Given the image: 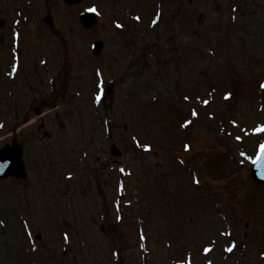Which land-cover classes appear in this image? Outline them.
<instances>
[{
  "label": "rangeland",
  "instance_id": "374dc122",
  "mask_svg": "<svg viewBox=\"0 0 264 264\" xmlns=\"http://www.w3.org/2000/svg\"><path fill=\"white\" fill-rule=\"evenodd\" d=\"M27 1L35 18L20 29L21 43L40 54L47 48L44 42H51L53 52L67 62V78L36 89L20 79V94L33 93L30 100L7 107L0 99L7 108L18 107L21 117L13 123L27 121L21 133L9 137L1 132L23 143L25 179L0 181V264H31L26 243H35L37 264H254L253 257L255 264H264V186L243 180L240 174L249 179V173L239 168L257 155L262 144L257 138H264L257 134L261 126L254 128L264 123V92L258 93L264 59L257 74L251 71L253 57L264 54V0H235L242 13L235 23L229 20L232 0H83L75 7L60 0ZM6 3L0 0V11ZM83 8L96 9V26L84 30L79 25ZM138 13L150 17L138 24L130 18ZM10 22L4 21L1 34L10 33ZM97 40L102 51L94 56L90 48ZM223 41L228 43L229 82L222 90L231 92L234 84L237 99L242 97L227 118L245 114L242 134L221 119L205 85L191 78L194 49L212 45L210 67L222 56ZM8 45L5 40L0 46L4 57ZM152 52L161 64L166 58L162 65L175 73H158L154 59L146 63ZM230 58L244 76L249 71L247 80L234 76ZM57 65L55 70L59 59ZM211 70L201 74L207 81ZM53 73L48 70L50 79ZM3 86L0 79V93ZM80 104H85L86 118H76ZM35 109L42 115L35 117ZM182 117L189 118L192 136L178 131ZM187 141L191 148L182 147ZM112 144L120 151L118 158L109 155ZM221 165L227 166L226 178H219ZM237 190L241 209L230 202ZM126 216L132 220H125L128 228ZM62 221L72 240L65 255L55 247ZM133 227L140 228L139 235ZM235 239L245 253L237 246L227 252ZM112 248L120 250V261L112 257Z\"/></svg>",
  "mask_w": 264,
  "mask_h": 264
},
{
  "label": "snow or ice",
  "instance_id": "6c2138e0",
  "mask_svg": "<svg viewBox=\"0 0 264 264\" xmlns=\"http://www.w3.org/2000/svg\"><path fill=\"white\" fill-rule=\"evenodd\" d=\"M91 11H96L95 8L91 9ZM136 19H139V17H136ZM117 27H122V25L120 24H117ZM231 94H228L225 98H229ZM187 99V97H186ZM97 100H99V97H97ZM209 103L208 101H205V104ZM192 115L196 116L198 115V113L193 110L192 111ZM190 123V121L188 122ZM257 131H264V125H262L259 129H257ZM237 139H241V137H237ZM187 147V146H186ZM242 156H244L245 154L244 153H241ZM252 163L254 165H258L261 169H264V144H261L260 145V152H259V155L257 156L256 159L252 160ZM5 165L3 164H0V167H4ZM261 174H264V173H261ZM205 251H208L207 249ZM228 252H232L233 251V247H229L227 249ZM208 264H211V261L208 262Z\"/></svg>",
  "mask_w": 264,
  "mask_h": 264
},
{
  "label": "water",
  "instance_id": "95a60500",
  "mask_svg": "<svg viewBox=\"0 0 264 264\" xmlns=\"http://www.w3.org/2000/svg\"><path fill=\"white\" fill-rule=\"evenodd\" d=\"M92 23H94V18L93 17H91L89 22H87L85 24H87L89 26ZM99 49H100V47L98 46V50ZM9 160L11 161V165H18V152L16 151L15 154H11V157L8 158V161ZM258 169H260V167L258 165H253V171H256ZM9 171H11V170L9 169ZM256 173H258V171H256ZM257 180H259L261 182V181H264V178H257Z\"/></svg>",
  "mask_w": 264,
  "mask_h": 264
}]
</instances>
